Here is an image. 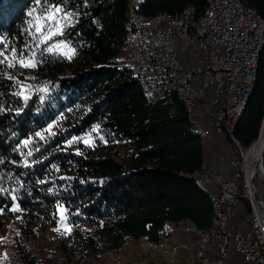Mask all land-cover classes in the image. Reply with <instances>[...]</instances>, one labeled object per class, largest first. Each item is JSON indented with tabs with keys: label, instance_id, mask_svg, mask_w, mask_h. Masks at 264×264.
<instances>
[{
	"label": "trees",
	"instance_id": "obj_1",
	"mask_svg": "<svg viewBox=\"0 0 264 264\" xmlns=\"http://www.w3.org/2000/svg\"><path fill=\"white\" fill-rule=\"evenodd\" d=\"M241 1L264 17V0ZM53 4L73 14L63 35L57 36V42L71 50L68 56L39 49L33 39L35 23L28 13L35 8L40 16ZM128 4L0 0V50L9 59L13 50L17 57L36 54L32 72L44 88L33 89L27 99L18 96L15 82L3 75L10 69L0 64V209L10 217L12 209H18L21 234L30 236L55 227L58 207L63 206L73 229L59 246L72 264H93L130 241L159 245L170 223H190L200 235L212 226V193H220L202 183L201 175L207 173L204 139L193 130L192 117L176 91L164 89L155 98L159 83L124 66L131 30ZM187 7H195L197 17H202L206 2L140 0L136 12L175 16ZM203 112L208 115V110H198L197 116ZM263 123L264 50L253 94L235 130L244 153L258 141ZM52 124L57 126L50 133ZM88 133L94 145L77 152L67 149L72 137ZM227 139L232 158L242 162L229 134ZM258 180L255 184L262 192L264 182ZM250 220L251 206L244 203L240 215L229 221L233 241L248 229ZM232 221L237 228H232ZM199 240L200 236L197 246ZM233 248L226 263L243 264Z\"/></svg>",
	"mask_w": 264,
	"mask_h": 264
},
{
	"label": "bare ground",
	"instance_id": "obj_2",
	"mask_svg": "<svg viewBox=\"0 0 264 264\" xmlns=\"http://www.w3.org/2000/svg\"><path fill=\"white\" fill-rule=\"evenodd\" d=\"M129 4V19L131 24V30L127 47L125 49V66L132 69L136 76L143 77L150 82H157L156 79H151V71L148 69V61H141V48L142 46H149V38L147 37V31L140 28L141 26H148V23L158 22L162 15V19L166 22H174L177 18V22H185V18L192 16V8L187 7L183 12L169 16L167 14H160L153 17H146L136 12V7L139 0H128ZM206 10L202 17H197V11L194 10L195 26L197 29H192V45H189L190 53H200L203 56L204 63L198 64L197 60L194 59L195 66H192V59L183 65L180 56H177L176 70H169V80L162 84H159L154 89V97L159 98L164 89H171L177 92L181 100L184 102L188 113L192 117L194 124V131L198 133L202 139L208 138L210 132L212 133L216 127H220L226 131L230 139L232 140L236 151L242 158V162L238 159L233 161V168L235 171V177L233 175L227 177L222 175V183L231 184L230 197H228L227 190H219V197L213 198V220L210 230L200 233V240L197 248L194 251L192 258L188 264H226V257L229 250L233 247V234L229 229V221L235 217L234 211H224V199L225 209H235V198H237V204L242 207L243 203H249L251 206V220L250 226L253 234V239H248L249 245L252 247L253 253L259 259H264V243L261 239H264V230H258L256 226L257 212H256V197L252 189V183L249 180L251 177L254 166L259 161L261 151L264 147V125L261 129V134L258 141L252 146L250 150L244 153L241 148L240 142L235 138L236 126L243 115L250 98L253 94L254 87L248 92V99H243L240 103V111L237 113L236 122L232 125V112L231 109L234 106V102L238 96V86L240 83V74L236 69L238 65V53L237 43H229L228 38L224 31H216L215 47H217V53L221 58L223 67H219V58H212V66H208L211 62V51L214 49V40L208 35H213V29H218L220 26L219 14L216 11V5H223V0H205ZM253 13H257L255 9L244 6V15L252 16ZM139 25H135V17ZM258 16H261L258 13ZM191 33V24L180 25L178 31L179 43L188 45V34ZM159 35H166V28H159ZM202 44V46H201ZM201 50H197L200 48ZM176 48V39H168L165 42V51H173ZM264 50V44L261 47L260 56ZM185 55V54H184ZM129 57L130 63H129ZM199 56H197L198 58ZM196 58V57H195ZM202 58V57H201ZM201 60V59H199ZM259 61H255V69L259 67ZM166 65V54H159L158 58L152 63V70L154 74H161L162 69ZM208 66V71H206ZM223 76L222 87H218L216 90L215 110H218V117L214 120V126L212 123L209 124L208 129H202L197 126L196 111L198 104L200 103V96H193V99L188 96L187 92H191V83L189 80H196V73H205V86L203 88V100H213V90H215V83L213 81L214 76ZM140 71V73H139ZM176 71L180 72L181 86H184V91H180L179 83L176 80ZM258 73H254V82L257 81ZM208 102V101H207ZM225 125V127H224ZM239 159V160H240ZM259 175L264 177V170L261 169ZM243 178V183L241 179ZM206 179V174L201 175L202 183L211 184ZM206 185V186H207ZM264 225V217H263ZM240 244V239L237 245ZM236 245V250H237ZM215 252V256L212 252ZM248 263V256L246 253H240ZM177 251L174 249L171 252L170 259L165 262H150L146 260L135 259L131 264H176L175 257ZM260 264H264V260H260Z\"/></svg>",
	"mask_w": 264,
	"mask_h": 264
},
{
	"label": "built area",
	"instance_id": "obj_3",
	"mask_svg": "<svg viewBox=\"0 0 264 264\" xmlns=\"http://www.w3.org/2000/svg\"><path fill=\"white\" fill-rule=\"evenodd\" d=\"M195 9V7L192 8V16L185 18V22H177V18L174 22H166V20L162 19L161 15L158 22L148 23V26H141L137 23L136 16H134L135 25H139L140 28L146 30L147 37L149 38V46L140 47V63L141 61H148V69L151 71V79H156L157 82H161L162 84L169 80V70H176L178 54L188 55L189 58H192V66H195L194 53L189 52V45H192V29H197L194 17ZM216 11L219 14L220 26L218 29H213V35H208V37L214 40V49L211 51V62H209L208 66H212V58H219V67H223L221 58L217 53V47H215V40L216 31H224L228 38V45L229 43H237L238 65L236 69L240 74V83L238 86V96L231 109L232 125L234 126L237 113L240 111V103H242L243 99H248V92H250L252 87H255L254 73H258V69H255V61H259V53H261V47L264 44V17L258 16V12L253 13L252 16H245L244 4L241 0H223V5H216ZM183 24H191V33L187 36L188 45H181L178 41V31L180 29V25ZM159 28H166V35H159ZM168 39H176V48H174L173 51H165V42H167ZM201 46L200 48H197V50H201ZM159 54H166V65L162 69L161 74H154V71L152 70V63H154L155 59L158 58ZM130 58L131 57H129V63ZM208 66H206V71H208ZM205 74L206 72L196 73V80H189V83H191V92L187 93L192 99L193 96H200L201 105H204L205 103L210 104L211 107L210 110H208V115H210L209 120H211V123L214 126V120L218 117V110H215V101H218L216 100V90H218V87H222V81L225 80H223V76L217 75L216 68V76H214L213 79L215 83V90L212 92L213 100L211 102H204L203 88L205 86ZM174 81L179 83L180 91H184V86H181L180 82V72L176 71V80ZM208 115H206V117H208ZM233 161H235L234 158H232V162H229L228 165L234 179L235 172L233 168ZM256 164H252L254 168L249 180L253 184L257 195H259L262 200L259 203L256 199V226L258 230H264V190L259 192V188L255 184V181L260 176L259 173L252 182ZM204 180H208L211 183V187H214L217 191L227 190L228 197H230L231 184L222 183V175H214L210 170H208L206 179ZM212 196L216 199V193H212ZM226 200L227 199H224L223 213L226 211H234L235 215H240L242 208H240L237 204V198H235V209H225ZM231 226L232 228H237L235 221H232ZM261 240L264 243V239ZM239 253L247 254L248 263L246 264H260V260H264L257 258L255 253H253L252 247L248 243L247 234L241 235L240 244L237 245V254L239 255Z\"/></svg>",
	"mask_w": 264,
	"mask_h": 264
},
{
	"label": "rangeland",
	"instance_id": "obj_4",
	"mask_svg": "<svg viewBox=\"0 0 264 264\" xmlns=\"http://www.w3.org/2000/svg\"><path fill=\"white\" fill-rule=\"evenodd\" d=\"M34 23L36 22L34 21L33 24ZM57 36L58 35H54L47 41V43H39L38 48H52L50 53L56 54L57 56L70 55L71 50L68 49L67 46L65 47L62 42H57ZM37 38H39V34H37ZM57 44L61 45L59 49L56 48ZM31 57H33V55L25 58ZM36 58L38 57L36 54H34L35 61ZM187 60L188 57L186 56L182 58L183 62H187ZM8 68L10 69V72H6L3 75L7 79L11 77V80L15 82L17 85L18 96L30 97L33 93V89H37L38 87L39 89H44L35 79V76L32 72L35 68H23L18 64L15 68ZM18 93H22V95ZM210 107V104L205 103L202 106L201 103H199L197 109L204 111L207 108L210 109ZM198 110L195 116L197 121H200V116H197ZM199 121L197 126H200ZM207 124L208 122L206 123L205 129H208L209 127ZM56 126L57 124H52L49 126V132L53 133V128ZM216 133L223 134V138L225 140L224 152L225 154H228L231 149V143L227 139L228 134L221 130H217ZM212 135L216 134L214 132H210L209 139L203 140V143L207 149L209 147V141L212 139ZM94 139V136L89 133L82 137H72L66 144V147L69 151L77 152L82 146L94 145ZM258 181L263 183L264 177L260 175ZM57 212L58 222L55 227H50L44 232H35L30 236H23L21 234V214L18 212V210H12V213H14L12 217H10L5 211L0 212V264H72L71 262H67V259L63 255L59 246V240L62 237L68 235L73 227L68 221L66 215L67 212L63 206L58 207ZM245 220L246 219L244 217L240 218V221ZM244 225L246 226L247 224L244 223ZM247 226L250 227L249 224ZM239 230V232H243L241 227ZM198 237L199 233L194 230L192 224H181L180 226H177L170 223L167 225L161 244L153 245L148 243L146 240L130 241L121 250L109 252L103 257L95 260L93 264H131L135 259L140 260L141 258L139 257L148 259L146 261L150 260V262H158V260L168 258L173 248L178 251L179 258L181 259L180 253L182 254L183 251L188 248L191 249V254H193ZM233 244H237V241L236 243L233 241ZM165 252L166 256L162 258V255L160 254H164ZM188 260L187 264L189 263Z\"/></svg>",
	"mask_w": 264,
	"mask_h": 264
},
{
	"label": "snow or ice",
	"instance_id": "obj_5",
	"mask_svg": "<svg viewBox=\"0 0 264 264\" xmlns=\"http://www.w3.org/2000/svg\"><path fill=\"white\" fill-rule=\"evenodd\" d=\"M45 3H47V0H45ZM36 4H40V0H36ZM63 13V15H61ZM28 15L30 17H33L35 23V33L33 34V39L37 40V44L39 43H47L49 39H51L54 35H63L62 28L66 27L68 24L72 22L71 17L73 14L71 12H64V9L57 5H48V7L45 9L44 13L40 16L36 15V9L33 8ZM31 23V21H30ZM39 34V38H37V35ZM0 43H3L0 41ZM61 45L57 44L56 48L59 49ZM66 47V45H65ZM46 51L51 52L52 48L46 49ZM43 55V54H42ZM0 57H3L0 59V64H7L10 68H15L17 64L20 67L23 68H35L37 66V63L33 57L31 58H25L23 55L17 57V54L15 50L11 53V60H9L8 56L5 55L4 51L0 50ZM71 59V57H68ZM11 79V77H9ZM19 83V82H17ZM21 94L22 93H18ZM27 99V97H25ZM37 135H40L37 133ZM41 139L43 137L41 136ZM101 139H103L101 137ZM27 144L28 141H25ZM31 155V153H29ZM12 210H18V209H12ZM0 212H2V209H0Z\"/></svg>",
	"mask_w": 264,
	"mask_h": 264
},
{
	"label": "crops",
	"instance_id": "obj_6",
	"mask_svg": "<svg viewBox=\"0 0 264 264\" xmlns=\"http://www.w3.org/2000/svg\"><path fill=\"white\" fill-rule=\"evenodd\" d=\"M181 45H185L184 43H180ZM188 57V55H184V54H181V56H180V60H181V62H182V64L183 65H188L187 63L189 62V60L190 59H192V58H189L188 57V60H187V62H183L182 61V58L183 57ZM197 56H199L198 58H197ZM196 57V58H195ZM202 57V55L200 54V53H194V59H196L197 60V63L198 64H202V63H204V61H203V57ZM199 59H201V60H199ZM211 102L210 101V99H207L206 101H204V102ZM198 110V109H197ZM205 110H210V109H205ZM197 112V111H196ZM201 112H202V110H201ZM202 114V113H201ZM205 114H206V112H203V115H201L200 116V121H199V124H200V126H199V128H202V129H204L205 128V126H206V123L208 122V124L207 125H209L210 123H211V120L209 121V118L208 117H206L205 116ZM198 121H197V123H198ZM214 132V131H213ZM216 135H212V139L209 141V147H208V149L205 147V145H204V150H205V157H206V160H205V164H204V169H203V171L204 172H207L208 170H210L213 174H216V175H225V176H227V177H230L232 174H231V169H230V167H229V165H228V163H229V161L232 159V157H233V149H232V144H231V149H230V152L228 153V154H225V152H224V143H225V140H224V138H223V134H219V133H216V131L214 132ZM209 136H210V134H209ZM209 136H208V138H206V139H204V140H207V139H209ZM213 136H215V137H213ZM213 153H215V154H213ZM213 155V156H212ZM204 174H207V173H204ZM219 197V195H217L216 196V198H218ZM244 204V203H243ZM243 204H242V206H243ZM242 208V207H241ZM188 224H190V223H188ZM229 229H230V227H229ZM230 231H231V229H230ZM232 232V231H231ZM233 234V233H232ZM244 234H247V236H248V239H253V234H252V230H251V226H250V228L248 227V229L245 231V232H243V233H241L240 235H238L237 236V243H238V241H239V239H241V235H244ZM197 242H198V240H197ZM236 242V241H235ZM237 245V244H236ZM196 246H197V243H196ZM124 248V247H123ZM233 248V247H232ZM231 248V249H232ZM230 249V250H231ZM234 250H235V252L237 253V251H236V249L235 248H233ZM191 249H186L185 251H183V253L181 254L180 253V256H181V259L179 258V253L177 252V255H176V257H175V262H176V264H187V260L189 259H191V257H192V254H191V251H190ZM229 250V251H230ZM177 251V250H176ZM229 253V252H228ZM194 254V253H193ZM160 255H162L161 257L163 258V257H165L166 256V252L164 253V254H160ZM171 255V254H170ZM239 256H241L240 254H239ZM160 257V258H161ZM227 257H228V254H227ZM227 257H226V260H227ZM241 258H242V263L243 264H246V262H247V260L246 259H244L242 256H241ZM170 259V256L168 257V259L167 260H169ZM180 259V260H179ZM228 259H229V257H228ZM166 260V261H167ZM182 260V261H181ZM189 260H188V262H189ZM181 261V262H180ZM246 261V262H245ZM227 264V263H226Z\"/></svg>",
	"mask_w": 264,
	"mask_h": 264
},
{
	"label": "water",
	"instance_id": "obj_7",
	"mask_svg": "<svg viewBox=\"0 0 264 264\" xmlns=\"http://www.w3.org/2000/svg\"><path fill=\"white\" fill-rule=\"evenodd\" d=\"M261 169L264 170V147H263V149L261 151V154H260V157H259V161H258V163L255 166L254 174H253V177H252V182H253V180L255 179V177L257 176V174L259 173V171ZM252 189H253V192L255 193V197H256L257 201L260 203L262 200L259 197V195H257V193L255 191V188L253 187V184H252Z\"/></svg>",
	"mask_w": 264,
	"mask_h": 264
}]
</instances>
